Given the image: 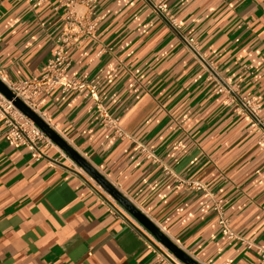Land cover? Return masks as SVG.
<instances>
[{"label": "crops", "instance_id": "0c3cea01", "mask_svg": "<svg viewBox=\"0 0 264 264\" xmlns=\"http://www.w3.org/2000/svg\"><path fill=\"white\" fill-rule=\"evenodd\" d=\"M35 1L0 0V67L14 80L41 74L64 20L60 0ZM96 1L98 38L68 49L66 76L94 80L133 138L103 126L87 91L56 89L42 97V109L190 255L204 264H259L258 248L226 238L212 199L176 175L206 184L223 198L231 228L264 247V148L145 0ZM158 1L226 78L256 97L264 116V0ZM100 44L107 49L97 56ZM2 131L0 121V264H162L139 222L97 200L99 191L66 158L51 148L55 162L37 161ZM136 142L153 146L161 162L144 157Z\"/></svg>", "mask_w": 264, "mask_h": 264}, {"label": "built area", "instance_id": "2783aa9c", "mask_svg": "<svg viewBox=\"0 0 264 264\" xmlns=\"http://www.w3.org/2000/svg\"><path fill=\"white\" fill-rule=\"evenodd\" d=\"M21 1V0H19ZM32 1V0H29ZM42 0H36L34 5L40 4ZM161 19L173 30L181 39L185 47L189 49L203 65L208 73V79L213 81V91L215 94H225L229 96V104L233 105V111L242 117L247 123L249 134L256 137L257 144L264 148V116L262 105L251 93H242L239 85L226 78L219 67L209 60L208 55L201 52L199 42L192 36L183 32V23L177 19L168 5L158 0H145ZM59 6L64 8V20L55 39L56 47L52 56L45 63L40 75L27 79L14 80L8 76L7 71L0 67V80L13 92L14 99H20L26 106L36 112L49 126L58 131L63 137L64 134L54 125L49 113L42 109V97L51 94L56 89L62 93L85 92L87 91L97 102V107L102 114V122L105 128L113 127L115 133L122 139H132L119 125V118L113 117L105 105L100 95V88L94 80L85 79L78 76H66L71 65L68 56V49L79 47L89 39L97 40V29L99 18L95 14L98 3L96 0H60ZM58 6V7H59ZM106 47L101 44L98 47L97 56L106 51ZM14 99L8 98L0 90V121L3 127L2 135L16 148L27 149L32 158L39 161L47 159L55 162L48 156L49 149H55L59 155L80 171L97 189L100 195L97 200L103 199L112 204L117 210L128 212L115 198L105 191L85 170H83L64 150H62L43 130L18 108ZM137 143V148L147 159L155 163L161 162L153 146ZM58 160V159H56ZM167 174L173 171L164 166ZM177 181L190 189L203 191L213 202V211L216 213L222 234L229 240H239L246 243L248 247H257L262 254L259 264H264V247H260L255 239H247L236 233L230 225V219L225 214L224 200L215 195L211 189L202 181L193 178H183L176 175ZM129 213V212H128ZM130 214V213H129ZM138 227L143 234L149 237L155 244L154 252L162 264H184L169 248L158 241L143 225L138 223ZM153 247V246H152ZM151 248V246H150Z\"/></svg>", "mask_w": 264, "mask_h": 264}, {"label": "water", "instance_id": "95a60500", "mask_svg": "<svg viewBox=\"0 0 264 264\" xmlns=\"http://www.w3.org/2000/svg\"><path fill=\"white\" fill-rule=\"evenodd\" d=\"M0 90L10 99L13 92L0 80ZM15 105L34 120L42 130L85 170L105 191L115 198L143 227L167 248H169L184 264H204L197 260L176 243L147 213L139 208L130 198L107 179L93 166L75 147H73L58 131L49 126L36 112L26 106L20 99H14Z\"/></svg>", "mask_w": 264, "mask_h": 264}]
</instances>
